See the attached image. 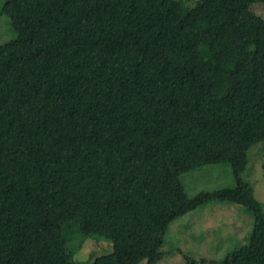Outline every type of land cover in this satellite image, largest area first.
<instances>
[{
    "label": "trees",
    "instance_id": "16d2710c",
    "mask_svg": "<svg viewBox=\"0 0 264 264\" xmlns=\"http://www.w3.org/2000/svg\"><path fill=\"white\" fill-rule=\"evenodd\" d=\"M255 4L2 5L16 36L0 43V264H79L92 236L112 249L91 264L205 263L172 227L211 200L240 206L214 263L264 264V202L245 177L264 145ZM218 164L234 186L188 190L186 173Z\"/></svg>",
    "mask_w": 264,
    "mask_h": 264
},
{
    "label": "rangeland",
    "instance_id": "374dc122",
    "mask_svg": "<svg viewBox=\"0 0 264 264\" xmlns=\"http://www.w3.org/2000/svg\"><path fill=\"white\" fill-rule=\"evenodd\" d=\"M7 0H0V9ZM185 8L193 7L197 0H182ZM254 11L264 16V5L255 4ZM16 36V32L11 25L9 18L0 13V43L10 40ZM250 162L245 173V177L255 184L256 197L264 202V145L258 144L251 148L249 152ZM230 164L208 165L204 168L191 171L183 176L184 183L191 193L201 189H218L225 186H234L235 179L231 173ZM198 189V190H197ZM240 206L232 203H226L211 200L209 203L201 206L193 213L185 217V225L176 223L172 227V234L181 237L180 247L185 253L192 251V256L198 261L204 258L208 262H199V264H217L227 249L233 247L230 240L229 229L231 227V218L237 216L240 212ZM251 218V216L249 215ZM252 220V218H251ZM189 224H187L188 222ZM249 221V219H248ZM170 237V236H169ZM167 241V239H166ZM238 239H235V242ZM102 243V246L100 243ZM108 243V245L106 243ZM166 243V242H165ZM170 246V245H169ZM166 244L164 245V248ZM112 249L111 242L98 237H88L85 239L81 249L77 250L75 259L79 264H91L93 259L90 255L96 256L106 254ZM94 254V255H95ZM140 264H148L143 260ZM157 264H186L184 258L178 252L170 257L158 262Z\"/></svg>",
    "mask_w": 264,
    "mask_h": 264
}]
</instances>
